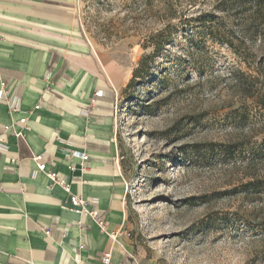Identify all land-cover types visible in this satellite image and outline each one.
Masks as SVG:
<instances>
[{
	"label": "rangeland",
	"instance_id": "1",
	"mask_svg": "<svg viewBox=\"0 0 264 264\" xmlns=\"http://www.w3.org/2000/svg\"><path fill=\"white\" fill-rule=\"evenodd\" d=\"M30 1L14 6L26 5L46 16L39 21L77 24L76 34L90 55L89 61H79L78 70L83 67V77L94 82L97 77L91 79L87 69L91 66L105 85L115 87V160L125 183L118 237L133 247L131 260L264 264V235L256 224L264 216V194L246 195L241 185L264 175V164L252 161L250 150L234 158L220 150V143L264 121V110L223 89L222 77L232 69L248 70L244 61L210 36L179 31L149 61L145 76L127 86L141 57L151 52L140 45L144 33L160 27L167 15L209 10L213 0ZM0 39L10 43L4 35ZM254 47L264 54L262 38ZM63 51L68 65L70 57ZM242 102L250 114L237 124L227 113Z\"/></svg>",
	"mask_w": 264,
	"mask_h": 264
},
{
	"label": "crops",
	"instance_id": "2",
	"mask_svg": "<svg viewBox=\"0 0 264 264\" xmlns=\"http://www.w3.org/2000/svg\"><path fill=\"white\" fill-rule=\"evenodd\" d=\"M16 3L31 1L0 0V34L10 40L0 39V84L4 82L6 89L17 86L21 99V112L9 111L0 101V141L8 147L0 149V264H101L94 254L104 249L118 264H139L131 260L133 247L118 237L125 183L115 160L113 97L91 103L94 91L115 87L105 85L91 66L84 67L91 79L97 77L94 82L83 77V67L78 70L79 61H89L90 55L75 22L39 21L37 17L46 16ZM44 28L73 35L66 38ZM46 69L52 72L49 80L43 77ZM82 107L89 109L88 116L80 115ZM24 115L28 129L18 123ZM58 138L72 141V148L88 158L60 150ZM44 151L50 154L46 171L66 175L69 192L46 171L32 177V157ZM70 194L98 199L105 232L97 218L70 209Z\"/></svg>",
	"mask_w": 264,
	"mask_h": 264
},
{
	"label": "trees",
	"instance_id": "3",
	"mask_svg": "<svg viewBox=\"0 0 264 264\" xmlns=\"http://www.w3.org/2000/svg\"><path fill=\"white\" fill-rule=\"evenodd\" d=\"M160 21V27L148 29L142 36L141 47L150 48L151 52L143 55L133 69L128 87L138 77L145 76L149 61L164 49L174 34L181 31L187 35L194 30L200 36H210L211 41L228 45L240 56L248 70L232 69L222 77L223 89L241 100H251L252 105L264 110V54H259L254 47L256 39L264 40V0H213L209 10L190 16L173 17L171 14ZM227 114L237 124L244 123L250 114L249 106L242 102ZM220 150L227 158L250 150L251 160L263 165L264 121L252 125L236 138L220 143ZM241 185L246 195L260 196L264 194V175L252 176ZM256 224L264 235V216Z\"/></svg>",
	"mask_w": 264,
	"mask_h": 264
},
{
	"label": "built area",
	"instance_id": "4",
	"mask_svg": "<svg viewBox=\"0 0 264 264\" xmlns=\"http://www.w3.org/2000/svg\"><path fill=\"white\" fill-rule=\"evenodd\" d=\"M51 70L46 69L43 73V77L46 80H49L51 78ZM114 91L110 90H103V89H97L94 91V96L91 99V103L95 102V99L98 97H106L110 98L113 97ZM0 101L5 102L7 105L9 111L11 112H21V99L20 96L17 93V86L12 87L11 89H6V85L4 82L0 84ZM37 107V106H36ZM80 115L86 117L89 114V109L87 107H82L79 111ZM18 123L23 129H28L27 126V117L26 115L20 117ZM17 136L21 135V131H18L16 133ZM59 146L58 148L64 152H67L71 154L72 156L79 157L82 160H86L88 156L78 150H74L72 148V141L64 138H58ZM7 145L0 141V149L1 150H7ZM50 154L46 151L36 154L32 157L33 161L36 164L35 169L32 171V177H35L38 172L46 171V165L49 161ZM70 168H73L74 165L70 164ZM8 169H11L12 167H7ZM48 177L53 180L54 183L61 185L67 192H69V184L67 180V176L58 172L53 171H46ZM98 203V199L96 197H90L88 199L82 198L80 195L77 194H70V209L74 211L77 214L80 215H89L91 217L97 218V221L99 225L101 226V230L105 232L104 227L105 223L104 220L99 217V210L96 207V204ZM88 205H91V208H88ZM49 231H46L48 233ZM116 234L111 233L109 235L110 239H114ZM95 257L100 260L101 264H118L113 261L112 254L109 249L104 250H98L95 252ZM76 261H79V257L77 256Z\"/></svg>",
	"mask_w": 264,
	"mask_h": 264
}]
</instances>
